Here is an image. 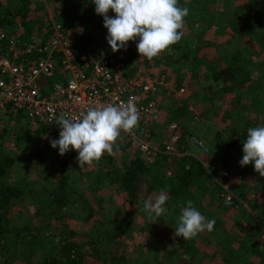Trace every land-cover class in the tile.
<instances>
[{
    "label": "rangeland",
    "instance_id": "374dc122",
    "mask_svg": "<svg viewBox=\"0 0 264 264\" xmlns=\"http://www.w3.org/2000/svg\"><path fill=\"white\" fill-rule=\"evenodd\" d=\"M40 1L46 22H57L53 0ZM76 1L78 10L93 4L92 0ZM184 6L190 9L184 36L173 46L186 47L187 60L174 53L173 46L151 61L140 58L138 40L128 42L126 49L133 56L131 74L147 73L171 85L168 89L161 87L157 96L161 116L153 127L155 138L162 135L169 121L178 120L182 155L194 158L195 165L199 163L205 169L206 173L192 177L188 190L179 197L170 195L166 179L170 172L163 166L164 157H158L147 164V172L139 177L141 196H136L134 202L126 200L118 175L139 153L122 136L114 145L113 155L105 153L98 162L80 169L77 151L61 156L59 149L50 145L51 140L59 139V125L45 126L46 131L41 132L24 116L0 114L6 151L17 159L5 177V183L19 191V197L8 205V216L13 225L39 227L44 243L38 252L42 256L50 254L66 238L76 239L90 250L91 240L85 234L94 238L97 232L101 233L103 243L107 241L109 226L125 218L124 234L113 249L118 248L129 263L164 264L161 258L168 251L164 245L176 247L175 252L185 251L189 245L183 259L171 264H264V177L255 172L253 164L241 167L239 163L247 129L264 126V0H184ZM245 17H249L247 25H239ZM222 21L234 22L236 26H223ZM107 35V29L100 33V45L110 46ZM238 49L242 60L236 61L243 67V72L237 74L239 81L232 77L226 82L213 80L212 66L229 67ZM177 87H183L184 92L176 93ZM236 130L238 133L234 134ZM192 135L201 139L208 151L191 144ZM224 172H228L232 184L226 191L222 186L227 181L221 178ZM61 175H66L62 186ZM254 179H260L255 187ZM162 189L168 195L165 211L151 224L142 211L143 205L149 197L154 200ZM226 192L230 199H226ZM232 198V206L224 203ZM188 200L207 219H214L215 226L211 233L205 231L184 241L175 237L174 231ZM91 212L90 219L86 218ZM164 226L169 235L163 232ZM181 240L183 244L175 246ZM11 242L18 243L14 238L6 240L14 250L3 251L8 258L12 254L13 260L6 264H20L13 255L19 245Z\"/></svg>",
    "mask_w": 264,
    "mask_h": 264
},
{
    "label": "trees",
    "instance_id": "16d2710c",
    "mask_svg": "<svg viewBox=\"0 0 264 264\" xmlns=\"http://www.w3.org/2000/svg\"><path fill=\"white\" fill-rule=\"evenodd\" d=\"M56 10V21L61 25V31L66 35V39L70 43L71 50L75 55V58L81 62L88 58L87 53H91L94 56H110L115 57L121 61L126 66L128 73H131L133 65V56L130 51L121 49L117 52H113L111 47H105L100 45L98 37L100 33L106 28L103 26V17L95 13L94 3L90 4L88 7L83 6L81 10L77 9L78 2L76 0H53L52 2ZM75 6V9L72 7ZM178 6H184V0H178ZM39 11V12H38ZM251 12H255L253 8H250ZM108 15L114 17L115 13L109 10ZM245 20L239 22V25L246 26L249 21V17H245ZM228 20H231L228 17ZM223 26H230L234 28V22L226 23L222 21ZM238 25V26H239ZM237 26V27H238ZM236 27V28H237ZM6 33L8 37H18L21 41L29 40L30 37L35 36L41 44H43L50 34L53 33L51 25L46 22V13L44 11L43 5L40 0H0V33ZM231 36L236 37L234 34ZM178 46L172 47V51L184 58L188 59V49L186 47ZM40 51V50H39ZM241 51L238 49L234 52L231 64L229 67L225 66H212V79L226 82L228 77L234 78L233 81L238 82V73L243 72V67L237 63L238 60H242ZM244 77V76H243ZM161 88L159 87V90ZM238 102V100L236 101ZM9 113H17L20 116L26 118L27 123L29 121L24 113L19 110H12L8 108ZM248 122V121H246ZM55 124V123H54ZM247 124V123H246ZM245 124V125H246ZM35 130L45 132V125L35 126ZM237 134L238 131H233ZM239 133L243 134V131ZM0 264H6L8 261H12V254L7 257L5 250H10L12 248L6 244V240L14 238V241L18 243L11 242L12 245L18 246L17 253L13 254L20 264H134L129 263L124 254L118 252V248L113 249L116 245L117 239L124 234L125 229V218H121L118 223L109 226L107 231V237L105 242L102 243L103 234L98 233L93 238L87 234L86 237L91 240L88 243L90 250L83 248V245L79 243L76 239H68L61 241L58 245H55L50 254L42 256L38 249L43 245V237L41 235V230L37 226H31L29 224L16 226L11 223L8 216V205L14 198L19 197V191L5 182V177L8 175L10 168L17 161L12 157L7 151L4 143V133H0ZM181 139L179 140V154L169 155L163 158V166L167 168L170 172L169 177H166L169 185L170 195L177 198L186 189L188 190L193 176L202 175L205 169L197 163L194 158L190 159L185 154L182 155L183 148L181 147ZM147 162L143 160L140 156H134L128 163L124 166V169L118 175L119 184L121 189L125 192L126 200L129 202H134L136 196H141L139 194V177L147 172ZM223 181H227V184L232 187L231 181L228 177H224L221 174ZM66 175H61L59 184L65 183ZM217 188H220L218 185ZM64 193L62 192V195ZM238 194V193H237ZM61 199V197H58ZM227 205L232 206L235 204V200L232 198L229 201H225ZM263 205V204H262ZM261 207V206H259ZM92 212L87 215L86 218L90 219ZM163 232H166V227H162ZM160 229V234L164 236ZM72 236H76L75 232H71ZM158 235V231L156 232ZM169 235L168 232H166ZM71 236V238H72ZM103 237V238H102ZM172 238V236H171ZM101 243V246H99ZM118 243V242H117ZM175 246H181L183 240L180 242H175ZM168 251L161 258L164 264H171L172 262H178L184 257V252L190 249V246H186L185 251L175 252L176 247H170L164 245ZM163 246V247H164ZM103 247V248H101ZM112 247L111 250L107 251V248ZM228 261V260H227Z\"/></svg>",
    "mask_w": 264,
    "mask_h": 264
},
{
    "label": "built area",
    "instance_id": "2783aa9c",
    "mask_svg": "<svg viewBox=\"0 0 264 264\" xmlns=\"http://www.w3.org/2000/svg\"><path fill=\"white\" fill-rule=\"evenodd\" d=\"M50 25L53 33L43 44L35 36L21 41L0 33V114L7 113L8 108L21 110L33 126H48L61 114L76 117L89 107L132 99L141 115L131 134L121 133L124 141L148 164L158 157L180 153L178 120L169 121L159 138L153 134L161 116L159 87L171 88L167 80L147 73H128L123 61L115 57L88 52L87 59L78 61L60 23ZM174 91L182 94L184 88ZM189 141L208 151L198 137L192 135ZM226 176L228 172H224ZM226 193V199H230V193Z\"/></svg>",
    "mask_w": 264,
    "mask_h": 264
},
{
    "label": "clouds",
    "instance_id": "9594fccd",
    "mask_svg": "<svg viewBox=\"0 0 264 264\" xmlns=\"http://www.w3.org/2000/svg\"><path fill=\"white\" fill-rule=\"evenodd\" d=\"M92 2L95 13L103 17V26L108 31L107 43L112 51L115 53L121 49L126 50L128 42L138 40L136 47L140 58H147L149 61L170 51L171 46L181 41L185 18L190 14L188 7L178 6V0ZM109 10L115 13L114 17L108 15ZM140 115V110L132 99L118 104L89 107L76 117L61 114L56 118V124L61 129L59 139L51 140L50 145L54 149L58 148L61 156L70 150L77 151V163L81 169L98 162L105 153L113 155L114 145L121 133L131 134L138 126ZM242 143L240 166L251 163L255 172L264 177V126L248 128L247 137ZM167 200V191L162 189L154 200L149 197L144 202L142 211L151 224L162 217ZM214 226L215 220L207 219L194 207L193 201L188 200L178 217L174 236L188 241L205 231L211 233Z\"/></svg>",
    "mask_w": 264,
    "mask_h": 264
},
{
    "label": "crops",
    "instance_id": "0c3cea01",
    "mask_svg": "<svg viewBox=\"0 0 264 264\" xmlns=\"http://www.w3.org/2000/svg\"><path fill=\"white\" fill-rule=\"evenodd\" d=\"M189 107H191V106H188L187 108L189 109ZM153 133H154V131H153ZM252 176V175H251ZM253 177V176H252ZM229 178V177H228ZM235 178V177H234ZM158 179V178H157ZM229 180H230V178H229ZM260 179H254V187L256 186V183H258V181H259ZM156 184H159V180H157L156 181Z\"/></svg>",
    "mask_w": 264,
    "mask_h": 264
}]
</instances>
